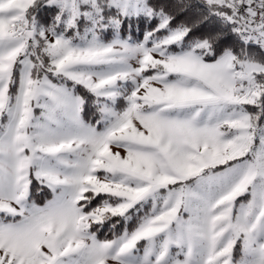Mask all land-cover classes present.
<instances>
[{
	"label": "snow or ice",
	"instance_id": "1",
	"mask_svg": "<svg viewBox=\"0 0 264 264\" xmlns=\"http://www.w3.org/2000/svg\"><path fill=\"white\" fill-rule=\"evenodd\" d=\"M0 264H264V0H0Z\"/></svg>",
	"mask_w": 264,
	"mask_h": 264
},
{
	"label": "trees",
	"instance_id": "2",
	"mask_svg": "<svg viewBox=\"0 0 264 264\" xmlns=\"http://www.w3.org/2000/svg\"><path fill=\"white\" fill-rule=\"evenodd\" d=\"M45 198H46L45 195H40L36 197L38 203H42ZM47 198H50V195H48ZM104 232H107V229L103 230L101 236H103Z\"/></svg>",
	"mask_w": 264,
	"mask_h": 264
}]
</instances>
